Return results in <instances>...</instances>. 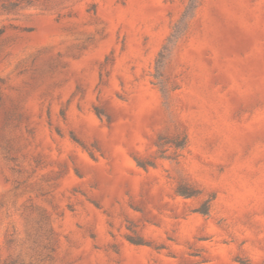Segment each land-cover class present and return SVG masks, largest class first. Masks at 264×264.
Returning <instances> with one entry per match:
<instances>
[{
  "label": "rangeland",
  "instance_id": "rangeland-1",
  "mask_svg": "<svg viewBox=\"0 0 264 264\" xmlns=\"http://www.w3.org/2000/svg\"><path fill=\"white\" fill-rule=\"evenodd\" d=\"M0 264H264V0H0Z\"/></svg>",
  "mask_w": 264,
  "mask_h": 264
},
{
  "label": "trees",
  "instance_id": "trees-1",
  "mask_svg": "<svg viewBox=\"0 0 264 264\" xmlns=\"http://www.w3.org/2000/svg\"><path fill=\"white\" fill-rule=\"evenodd\" d=\"M184 144H185V142H184ZM184 144H183V145H184ZM139 165H140V164H139ZM182 195H185L186 197H193L194 194H182ZM204 213H207V212H204Z\"/></svg>",
  "mask_w": 264,
  "mask_h": 264
}]
</instances>
